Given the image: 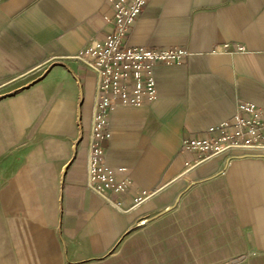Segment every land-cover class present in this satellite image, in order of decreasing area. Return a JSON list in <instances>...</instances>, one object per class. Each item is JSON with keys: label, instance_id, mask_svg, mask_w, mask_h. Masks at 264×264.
<instances>
[{"label": "crops", "instance_id": "obj_1", "mask_svg": "<svg viewBox=\"0 0 264 264\" xmlns=\"http://www.w3.org/2000/svg\"><path fill=\"white\" fill-rule=\"evenodd\" d=\"M111 14L106 0H0V220L22 225L9 260L264 264V154L195 163L181 148L240 103L264 109V0H147L126 44L188 55L154 65L152 103L109 112L102 161L128 180L111 194L121 209L86 187L97 78L72 58Z\"/></svg>", "mask_w": 264, "mask_h": 264}, {"label": "built area", "instance_id": "obj_2", "mask_svg": "<svg viewBox=\"0 0 264 264\" xmlns=\"http://www.w3.org/2000/svg\"><path fill=\"white\" fill-rule=\"evenodd\" d=\"M111 8V30L102 40L92 39L72 58L93 71L97 78L92 116L88 131L86 187L105 202L121 209L111 194L124 192L126 178L118 179L116 170L103 161L101 142L109 137V112L119 107L141 108L156 99L153 67L156 64L179 63L188 55L182 47L151 48L129 46L125 39L147 0H106ZM227 49V43L222 44ZM236 52L242 51L236 46ZM49 62L53 60L50 57ZM183 150L197 154L199 163L230 150L264 154V109L240 103L231 117L206 129V135L184 138Z\"/></svg>", "mask_w": 264, "mask_h": 264}, {"label": "rangeland", "instance_id": "obj_3", "mask_svg": "<svg viewBox=\"0 0 264 264\" xmlns=\"http://www.w3.org/2000/svg\"><path fill=\"white\" fill-rule=\"evenodd\" d=\"M20 221L0 220V264H12L9 260L10 252L7 249V242L10 240L8 233L15 227H20Z\"/></svg>", "mask_w": 264, "mask_h": 264}]
</instances>
